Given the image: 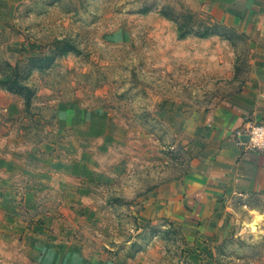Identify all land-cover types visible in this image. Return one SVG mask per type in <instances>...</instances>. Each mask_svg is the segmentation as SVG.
<instances>
[{
    "label": "rangeland",
    "instance_id": "374dc122",
    "mask_svg": "<svg viewBox=\"0 0 264 264\" xmlns=\"http://www.w3.org/2000/svg\"><path fill=\"white\" fill-rule=\"evenodd\" d=\"M4 1L0 109L20 114L0 113V148L85 155L97 188L0 196V264H264V197L229 196L200 244L146 210L196 157V114L245 83L243 36L192 0Z\"/></svg>",
    "mask_w": 264,
    "mask_h": 264
},
{
    "label": "crops",
    "instance_id": "0c3cea01",
    "mask_svg": "<svg viewBox=\"0 0 264 264\" xmlns=\"http://www.w3.org/2000/svg\"><path fill=\"white\" fill-rule=\"evenodd\" d=\"M192 1L218 14L229 31L243 36L250 64L239 90L196 114L195 124L204 134L195 146L196 157L183 175L154 188L151 206L146 209L149 215L172 219L185 232L194 228L196 244H200L217 230L229 196L264 197V154L244 149L232 135L234 128L246 120L264 122V0ZM16 104L11 100L7 105ZM0 113L8 119L20 110L6 107ZM54 147V143L43 142L29 148L14 146L7 152L0 148V196L9 211L16 208L11 202L16 193L23 202L32 203L46 200L59 189L61 197L71 201L77 192L82 195L97 188L90 181L94 170L90 158L80 155L63 161L50 154ZM51 220L45 215L46 222Z\"/></svg>",
    "mask_w": 264,
    "mask_h": 264
},
{
    "label": "built area",
    "instance_id": "2783aa9c",
    "mask_svg": "<svg viewBox=\"0 0 264 264\" xmlns=\"http://www.w3.org/2000/svg\"><path fill=\"white\" fill-rule=\"evenodd\" d=\"M232 135L235 142L244 149L264 154V122L246 120L234 128Z\"/></svg>",
    "mask_w": 264,
    "mask_h": 264
}]
</instances>
